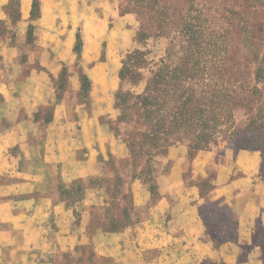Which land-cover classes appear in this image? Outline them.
I'll return each instance as SVG.
<instances>
[{
  "label": "crops",
  "instance_id": "1",
  "mask_svg": "<svg viewBox=\"0 0 264 264\" xmlns=\"http://www.w3.org/2000/svg\"><path fill=\"white\" fill-rule=\"evenodd\" d=\"M0 26V264H264L258 151L171 146L151 184L115 131L118 0H0Z\"/></svg>",
  "mask_w": 264,
  "mask_h": 264
},
{
  "label": "rangeland",
  "instance_id": "2",
  "mask_svg": "<svg viewBox=\"0 0 264 264\" xmlns=\"http://www.w3.org/2000/svg\"><path fill=\"white\" fill-rule=\"evenodd\" d=\"M118 4L138 32L122 53L120 124L113 127L141 175L152 184L154 158L184 145L192 157L258 151L264 179V0ZM80 99L88 103L86 95ZM81 189L75 185L70 198H80Z\"/></svg>",
  "mask_w": 264,
  "mask_h": 264
},
{
  "label": "trees",
  "instance_id": "3",
  "mask_svg": "<svg viewBox=\"0 0 264 264\" xmlns=\"http://www.w3.org/2000/svg\"><path fill=\"white\" fill-rule=\"evenodd\" d=\"M36 11H37V5L35 4V5H34V13H35ZM34 16H35V15H34ZM80 47H81V45L78 43V45H77V47H76V51H77V52L80 51ZM125 67H126V66H125ZM124 71H125V69L122 70V72H121V74H120V76H121L122 79H123V77H124ZM83 88H84V90H88V89H89V82H88V80H86V79L83 80ZM117 94H118V93H117ZM118 98H119V97H118ZM116 99H117V96H116ZM261 243L264 244V237L262 238Z\"/></svg>",
  "mask_w": 264,
  "mask_h": 264
}]
</instances>
